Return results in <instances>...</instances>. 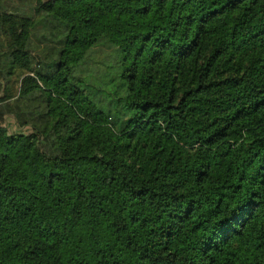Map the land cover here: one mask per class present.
I'll use <instances>...</instances> for the list:
<instances>
[{
  "label": "trees",
  "instance_id": "obj_1",
  "mask_svg": "<svg viewBox=\"0 0 264 264\" xmlns=\"http://www.w3.org/2000/svg\"><path fill=\"white\" fill-rule=\"evenodd\" d=\"M23 6L0 73L44 103L0 125V264H264V0Z\"/></svg>",
  "mask_w": 264,
  "mask_h": 264
},
{
  "label": "rangeland",
  "instance_id": "obj_2",
  "mask_svg": "<svg viewBox=\"0 0 264 264\" xmlns=\"http://www.w3.org/2000/svg\"><path fill=\"white\" fill-rule=\"evenodd\" d=\"M24 2V6L27 10L33 8L38 0H20ZM1 41L3 37H0ZM0 49H5L3 45H0ZM35 58V55H34ZM32 56V60L34 62ZM0 62V66H1ZM34 74L32 71H28L26 67H16L14 72L7 79L0 73V125H3L8 133L17 131L28 132L30 129V121L23 122L28 117L25 114L26 107L43 108V96L40 95L39 90L34 89L32 92L23 99L19 94L20 88L28 82L26 74ZM29 80L33 81L32 78ZM29 83V82H28ZM13 99V102H9ZM27 102V103H26ZM5 103H7L5 105Z\"/></svg>",
  "mask_w": 264,
  "mask_h": 264
}]
</instances>
